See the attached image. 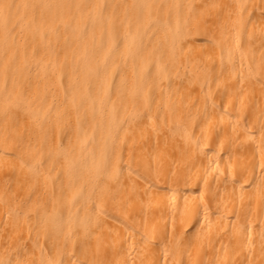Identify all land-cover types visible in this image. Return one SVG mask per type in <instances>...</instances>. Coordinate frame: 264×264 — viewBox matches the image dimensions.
Returning a JSON list of instances; mask_svg holds the SVG:
<instances>
[{"label":"bare ground","instance_id":"bare-ground-1","mask_svg":"<svg viewBox=\"0 0 264 264\" xmlns=\"http://www.w3.org/2000/svg\"><path fill=\"white\" fill-rule=\"evenodd\" d=\"M0 264H264V0H0Z\"/></svg>","mask_w":264,"mask_h":264},{"label":"rangeland","instance_id":"rangeland-1","mask_svg":"<svg viewBox=\"0 0 264 264\" xmlns=\"http://www.w3.org/2000/svg\"><path fill=\"white\" fill-rule=\"evenodd\" d=\"M17 24H18V23H16V25H17ZM26 67H27V70H28L29 73H32V72L34 71L35 65L33 64L32 59L29 60V61H27V63H26Z\"/></svg>","mask_w":264,"mask_h":264}]
</instances>
